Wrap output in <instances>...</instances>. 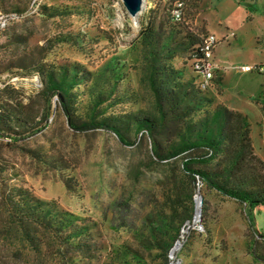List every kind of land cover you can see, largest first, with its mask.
<instances>
[{"label": "rangeland", "instance_id": "obj_1", "mask_svg": "<svg viewBox=\"0 0 264 264\" xmlns=\"http://www.w3.org/2000/svg\"><path fill=\"white\" fill-rule=\"evenodd\" d=\"M182 1L183 16L176 28L198 39L207 32L214 35L210 61L216 69L206 94L213 99L212 107L222 105L246 116L264 182V0ZM174 2L143 0L134 20L122 0H0V20L5 21L0 28V62L8 67L25 57L54 66L82 65L91 77L76 88L80 119L88 117V102L96 93L103 98L98 119L142 110L149 106L150 95L138 84L135 42L145 16L155 15L157 20L169 16ZM43 5L57 7L58 16L37 12ZM186 56L173 61L191 77ZM112 64L116 70L110 69ZM246 64L263 70L241 71ZM4 87L29 103L34 115L42 109V83L35 71L2 70L0 89ZM50 105L51 115L39 132L25 136L28 132L16 129L21 136L15 140L0 136L2 175L85 217L101 247L93 264H102L125 244L136 245L147 216L161 208V172L134 128L124 130L131 144H122L101 129L76 132L67 125L56 96ZM193 200L192 221L181 229L171 264H264L250 252L254 241V247L264 251L262 207L249 213L244 205L203 183L197 185ZM0 261L35 264V253L18 239H0Z\"/></svg>", "mask_w": 264, "mask_h": 264}, {"label": "trees", "instance_id": "obj_2", "mask_svg": "<svg viewBox=\"0 0 264 264\" xmlns=\"http://www.w3.org/2000/svg\"><path fill=\"white\" fill-rule=\"evenodd\" d=\"M41 7L37 12L49 17L59 14L55 6ZM170 9L169 16L158 20L155 15H146L135 42L140 57L138 84L150 95L149 106L142 110L98 119L103 98L96 93L88 102V117L80 119L76 114V88L91 77L82 65L54 66L25 57L8 67L0 62V72L16 67L40 76L43 106L34 115L29 103L7 87L0 89L1 138H19L16 129L28 132L25 136L39 132L47 124L50 101L56 96L73 131L101 129L113 133L122 144H131L124 130L134 128L139 140L147 142L153 164L161 172L162 206L147 216L136 245L125 244L102 264H171L170 251L182 236L181 229L192 221L193 194L199 183L244 205L249 213L258 206L264 209V182L258 166L261 161L254 153L250 123L238 111L222 105L212 107L213 99L206 94L209 88L199 87L200 76L192 63L201 56V37L181 33ZM184 53L190 61L191 77H186L185 70L173 61ZM110 66L116 70V64ZM64 182L70 188L67 178ZM12 238L35 253V264H45L43 260L47 264H93L101 254L85 217L61 208L53 200L39 198L23 184L11 182L0 168V239L6 242ZM254 245L255 241L250 247L253 259L264 262V251Z\"/></svg>", "mask_w": 264, "mask_h": 264}, {"label": "built area", "instance_id": "obj_3", "mask_svg": "<svg viewBox=\"0 0 264 264\" xmlns=\"http://www.w3.org/2000/svg\"><path fill=\"white\" fill-rule=\"evenodd\" d=\"M184 2L181 0L176 1L170 9V14L174 20L180 21L183 16ZM5 24L4 20H0V28ZM215 45V37L211 33H205L201 37L200 45L198 46L201 56L192 60L193 69L196 70L200 76L199 87L206 89L211 86V80L214 77V70L216 69L210 61ZM262 71V66L251 67L249 65H242L239 69L241 71H251L252 69Z\"/></svg>", "mask_w": 264, "mask_h": 264}, {"label": "water", "instance_id": "obj_4", "mask_svg": "<svg viewBox=\"0 0 264 264\" xmlns=\"http://www.w3.org/2000/svg\"><path fill=\"white\" fill-rule=\"evenodd\" d=\"M122 4L130 17H136L137 14H139V12L143 9V0H122ZM199 203H200V197L198 198V204ZM196 206H197V201H196ZM195 214L197 215L195 216L198 217L199 212H195ZM178 243L179 241H177L175 245L172 247L170 251V257L173 256L174 250L178 245ZM172 264L174 263L172 262Z\"/></svg>", "mask_w": 264, "mask_h": 264}, {"label": "bare ground", "instance_id": "obj_5", "mask_svg": "<svg viewBox=\"0 0 264 264\" xmlns=\"http://www.w3.org/2000/svg\"><path fill=\"white\" fill-rule=\"evenodd\" d=\"M133 19L135 20V17H133ZM197 207H198V208H197V212H199L198 201H197ZM196 216H197V215H196ZM196 218H197V217H196ZM177 248H178V245L176 246L175 250H176ZM175 250H174V251H175Z\"/></svg>", "mask_w": 264, "mask_h": 264}, {"label": "crops", "instance_id": "obj_6", "mask_svg": "<svg viewBox=\"0 0 264 264\" xmlns=\"http://www.w3.org/2000/svg\"><path fill=\"white\" fill-rule=\"evenodd\" d=\"M264 11V10H263ZM263 11H262V13H263ZM247 65V64H246Z\"/></svg>", "mask_w": 264, "mask_h": 264}]
</instances>
